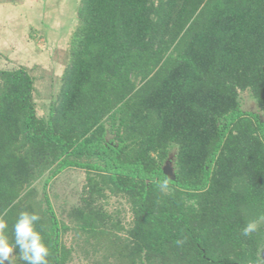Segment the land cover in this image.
I'll return each mask as SVG.
<instances>
[{
    "label": "trees",
    "instance_id": "trees-1",
    "mask_svg": "<svg viewBox=\"0 0 264 264\" xmlns=\"http://www.w3.org/2000/svg\"><path fill=\"white\" fill-rule=\"evenodd\" d=\"M77 16L46 117L31 72L0 68L9 239L27 211L49 264L69 261L73 227L97 264H259L264 223L242 229L264 218V0H81ZM246 90L259 111L242 108ZM70 168L87 173L72 227L48 192ZM110 195L129 203V226L104 207ZM11 255L4 264H26Z\"/></svg>",
    "mask_w": 264,
    "mask_h": 264
},
{
    "label": "rangeland",
    "instance_id": "rangeland-1",
    "mask_svg": "<svg viewBox=\"0 0 264 264\" xmlns=\"http://www.w3.org/2000/svg\"><path fill=\"white\" fill-rule=\"evenodd\" d=\"M81 0H0V68L25 66L35 78V103L39 116L46 117L49 105L62 84L69 63V45L78 24L77 8ZM245 111H259L249 90L240 93ZM170 160L165 167L172 172ZM87 173L70 168L48 187L58 216L70 224L68 213L82 201ZM43 180L37 186L42 188ZM104 207L114 218L129 226L133 216L125 198L110 195ZM63 242L71 249L67 264H97L98 256L76 228L63 232ZM264 258V248L260 251Z\"/></svg>",
    "mask_w": 264,
    "mask_h": 264
},
{
    "label": "clouds",
    "instance_id": "clouds-1",
    "mask_svg": "<svg viewBox=\"0 0 264 264\" xmlns=\"http://www.w3.org/2000/svg\"><path fill=\"white\" fill-rule=\"evenodd\" d=\"M162 190L167 189L168 180L161 182ZM41 220L39 214L27 211L20 213L15 224L13 225L14 239L10 240L7 234L8 223L0 218V264L7 260H12L13 250L19 248V257L26 264H49V248L44 242L41 230L37 229V224ZM264 218L261 220L249 221L242 229V235L249 237L257 232ZM178 245L183 241H177ZM259 264H264V258L260 257Z\"/></svg>",
    "mask_w": 264,
    "mask_h": 264
}]
</instances>
